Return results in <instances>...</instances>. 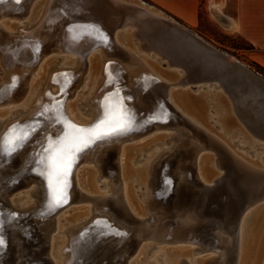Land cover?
<instances>
[{
	"label": "bare ground",
	"instance_id": "bare-ground-1",
	"mask_svg": "<svg viewBox=\"0 0 264 264\" xmlns=\"http://www.w3.org/2000/svg\"><path fill=\"white\" fill-rule=\"evenodd\" d=\"M221 6L210 7L216 20ZM161 14L123 0H0V19L6 20H0V212L5 232L0 264H31L30 260L36 264L39 258L46 264H129L127 260L145 239L154 243L196 242L199 246L193 253H216L194 264H261L264 203L246 217L244 213L264 200V161L256 164L244 158L205 121L209 116L207 103L219 97L216 103L225 109L222 113L218 109L221 114L216 112V117L224 137L229 140L240 135L234 130L235 118L247 131L246 137L252 131L264 136V80L225 53L258 81L248 80L239 88L221 86L214 98L192 97L186 88L196 91L200 83L217 84L218 80L201 74L199 61L172 30L145 22L149 17L169 19ZM24 19L31 22L30 34H23ZM50 54L59 57L51 56L52 61L44 62ZM118 82L124 87L121 91ZM81 85L87 88L88 116H83L80 104L73 103L79 99L75 91ZM52 87L56 88L53 92ZM176 87L184 90H172ZM208 88L204 90L212 93ZM119 95L124 99L120 101ZM154 96L156 101L152 102ZM141 100L144 103L137 104ZM14 103L18 105L11 107ZM145 110L150 122L138 121L135 115ZM168 112L177 116H168ZM115 124L124 125V129L74 153L71 181L77 190L75 201L88 203L90 207L80 213L89 215L62 229L55 248L52 234L59 228L58 218L65 206L55 207L56 181L50 189L49 182L41 178L50 163L41 157L40 143L68 133L74 138L79 135L76 129L99 125L104 130ZM162 130L172 131L163 134L167 147L156 149L137 169L123 168L127 180L137 181L145 191L144 205L137 207L131 187L120 179L122 167L116 160L119 144ZM23 133L29 134L28 139L9 153L14 137ZM125 134L131 137L113 140ZM205 150L212 155H202ZM119 154L124 156L123 149ZM200 157L201 163L207 159L203 167ZM81 163H93L98 177L105 174L111 179L110 184L99 185H110L106 193L96 192L91 170L80 188L76 168ZM34 167L40 176H23ZM163 171H168L164 180ZM14 179L21 185L10 187ZM64 186L68 184L59 188L66 193ZM168 188L173 190L167 197L164 190ZM13 194L21 198L20 206L8 200ZM30 227L42 244L34 256L28 253L25 238ZM174 259V255L169 257L168 264H192L187 259Z\"/></svg>",
	"mask_w": 264,
	"mask_h": 264
},
{
	"label": "rangeland",
	"instance_id": "rangeland-1",
	"mask_svg": "<svg viewBox=\"0 0 264 264\" xmlns=\"http://www.w3.org/2000/svg\"><path fill=\"white\" fill-rule=\"evenodd\" d=\"M123 1H127V2H131L133 1L134 3L140 5L143 9L145 8L146 10L150 11L153 14H160L163 13L161 15H164V17L169 16L168 14L162 12L161 10L157 9L156 7L152 6L150 3H148L145 0H123ZM144 2L147 4V6H143L141 4V2ZM214 4V3H213ZM210 5L212 4H208V16H205L203 12L199 13V17L201 19V23L199 25L200 28H188L187 26H185L182 22H180L179 20L171 17L172 19H174L179 25L187 28L189 31H191L192 33L198 35L200 38H202L204 41H206L207 43H209L210 45H212L213 47H215L216 49H219L220 51L226 53L227 55H229L231 58L239 61L240 63L244 64L245 66L248 67V69L251 70L252 73H254L255 75L261 77V79L264 80V70H262L260 67L256 66L255 64L249 62L246 57H245V53L246 51L249 50V46L247 45V43H245L242 39H240L237 36L231 35L228 32H226L225 29L221 28L219 25L216 24V21L214 19H212L211 15V9H210ZM166 15V16H165ZM168 18V17H166ZM3 21H6L5 19H0ZM23 23V24H22ZM21 25H24L23 27H25V31L23 34H30L31 33V27L30 24L31 22H29L27 19H24L22 21ZM125 30H131V29H125ZM51 56H54L55 58H58L59 55L57 54H50L48 55L45 60H43L44 62H50L52 61V59H50ZM53 57V58H54ZM56 62V67L59 68L60 66V62L55 59ZM36 68H34L35 70ZM83 71V69H82ZM0 75H1V71H0ZM83 78L86 77V74L83 71ZM1 77V76H0ZM86 80V79H85ZM119 82L117 84V86H119ZM76 85V84H75ZM122 85V84H121ZM190 85H188L189 87ZM115 86L112 87V89H114ZM124 88L123 86H119L118 87V91H121V89ZM55 87H52L50 90L51 92L55 91ZM184 90L181 89L180 87H176L175 89L172 90ZM74 91L75 87L72 88L70 91ZM208 90H212V87L208 88ZM69 91V92H70ZM84 91H87V88L82 87V85L75 91V93L77 92V102H73L72 100H67L68 102H73L75 104V106L78 104L80 108H82L83 110H85V115L83 116H88L91 112V110L87 107V103L85 100L86 97V93H84ZM186 91L189 93V95H191L192 97H211L214 98V94L217 91H221V89H214L212 90L213 95H211L212 93H209L207 90H204V88L198 89L196 91L193 90H188V88H186ZM203 92V93H202ZM205 92V93H204ZM207 93V94H206ZM86 94V95H85ZM201 94V96H200ZM205 94V95H204ZM129 96H132L131 93L129 94ZM120 101L123 100L124 98H122V95L120 96ZM221 97H225V101L227 100V97L225 95L222 94ZM219 97H215L213 100L216 103V100ZM75 100V99H74ZM206 100V99H205ZM212 100V103L209 104L207 103L209 106L208 107V118L206 119L205 123L207 122V126L209 128H211L213 131H216L217 134H220V136H223L222 138L224 140H226L228 142V144L232 147L233 150H235L236 152H238L239 154H241L244 158H246L247 160H249L250 162L252 161L253 163L257 161L260 164V162L264 161V142L261 140H258L256 138H253L249 133H247V137L245 136L247 132L245 129H242V126L239 124V122L236 120V126L234 125V130H238L240 132L239 136L236 137H232L231 139L228 140V138L224 137V135L221 134V130L218 127V123L220 121V118L216 117V112H218L219 114H221L223 112V110L225 109L224 107L218 105V102L215 104ZM142 104L144 103V101H138L137 104ZM208 102V101H207ZM133 103H135L134 101H130V105L134 106ZM214 104V105H213ZM18 103H14L12 105H10L11 107L17 106ZM218 105V106H216ZM9 106V107H10ZM212 106V107H211ZM1 107V105H0ZM216 107V108H214ZM221 113H220V111ZM214 110V111H213ZM15 113V111L13 112ZM15 115V114H14ZM136 119L138 121L142 120L145 122H150V117H149V113L145 110L142 113H138L135 115ZM216 117V118H215ZM212 118H214L212 120ZM219 120V121H218ZM218 122V123H217ZM138 124V123H137ZM148 125V124H147ZM169 126V125H168ZM180 128L181 126L178 125ZM138 128V125H136L131 132H134L136 129ZM240 128V129H239ZM242 130V131H241ZM245 130V131H244ZM169 133H172V131H168ZM165 130L162 131H157V132H150L148 134L139 136V137H135L132 140L129 141H124L123 143L119 144V147L121 149H123V154L124 156H120L119 152H120V148H119V152H117L116 155V160L118 161L119 165H120V169L122 167V169L120 170V179L123 183V181L127 184V186L131 187V190L133 192V197L135 199L136 205L137 207L143 206L144 205V201H145V191L142 190V186L137 184V181H128V177L124 175V171L123 168L126 166H131V168L137 169V167H139L140 165H143L144 162H146L149 157L151 155H153V153L155 152L156 149H161V148H165L167 147L169 144L165 143V137H163V134L168 133ZM77 134V133H75ZM225 134V133H224ZM45 136H48L45 134ZM71 133L68 134H63V136H59V138L57 140H53L51 138L47 139L46 141H41L40 143V152L42 153L43 158H48L49 159V163H50V155H54V153H52V149L56 148L57 146L63 144V145H67L69 147V149H71V142L73 140V137L71 138ZM131 137V134H125L123 136H119L116 138H113V140H123L125 138ZM252 139H251V138ZM252 140L249 141V143H247L246 139ZM112 140V141H113ZM254 140V141H253ZM233 141H236V144L233 143ZM38 142V140L34 141V143ZM164 142V143H163ZM135 150H132L134 149ZM259 148V149H258ZM46 149H49L48 151ZM77 151H72L71 152V156H74V153ZM202 155L204 154L205 156H211L212 153L210 151H202L201 153ZM193 158V157H192ZM75 159V156H74ZM213 159V157L211 158ZM212 161V160H211ZM75 162V160H74ZM207 162V159H205V161H203L201 163V157H200V161H199V165L201 167L205 166ZM72 164V163H71ZM50 165V164H49ZM198 168V167H197ZM78 171L77 173V181L79 183L80 188H84L85 186V182L86 180H88L89 175H88V171L91 170V172L94 173V185L96 186V192L99 194H103L106 193L108 188L110 187V185H105L103 187L99 188L100 183H105V184H110V178L107 177L105 174V176H99V170L93 165V163H81L77 168ZM75 170V165L73 166L72 169H70V179L72 178V174ZM49 172H50V167H47L45 172L41 175V178L43 179V181H47L49 182ZM124 172V173H123ZM215 172V171H214ZM108 173V172H107ZM220 174L221 172H217V174ZM109 174V173H108ZM163 180L167 179L166 176L168 175V171H163ZM111 176H115V173H112ZM112 178V177H111ZM65 179V178H64ZM66 180V179H65ZM56 181V179H52V182ZM82 183V184H81ZM76 188L73 185V188L70 190L69 196L72 197L70 199V201L67 203V205H65V212H64V208H63V215H59L57 214V216L59 217L58 220L60 221V223H58V230L56 231V233H53V246L56 248V246L58 247L59 245V241L60 238H62L61 232L62 229H64L65 227L69 226V225H73L76 222H78V220H82L84 218H87L86 216L89 215H82L80 212L82 211L81 209L83 208H87L90 207V205L88 203H82V202H78V200L75 201L76 199V195H77V190H75ZM170 189V188H168ZM173 190V189H172ZM172 190L170 189V192L166 194V196L168 197L169 194L172 192ZM25 190H22L20 192V195L22 196V198H24V192ZM167 192V189L164 190V193ZM18 194H13L11 196L8 197V200H12L14 205L20 206V201L21 198H18ZM120 196V195H119ZM172 197L169 199L171 200ZM264 203L263 201H258L255 205H253V207L247 209L245 211V217L247 216V214H249V212L256 208L259 205H262ZM60 212V213H62ZM80 213V214H79ZM91 213V212H90ZM79 214V216L76 218L74 217L75 215ZM106 214V213H105ZM51 235V234H50ZM49 235V237H50ZM64 236V235H63ZM142 247H137L135 252L133 253V255H131V257H129V259L127 260V263L129 264H168L169 263V257L171 256H175V261L179 260V259H187L188 261H190L192 264H194L195 262H197V260H201L202 262L207 259L210 256H213L214 251H202L200 253H193V250L197 249L199 244L198 243H191V242H163V243H154L153 240L151 239H145L144 241H142L141 243ZM35 247H30V249H34ZM138 250H140V252L138 253ZM179 250V251H177ZM180 252V253H178ZM159 256V257H158ZM165 259L167 260L165 262ZM31 264H33V260H30ZM201 262V263H202ZM234 264H237V262H235ZM261 264H264V258L262 259Z\"/></svg>",
	"mask_w": 264,
	"mask_h": 264
},
{
	"label": "water",
	"instance_id": "water-1",
	"mask_svg": "<svg viewBox=\"0 0 264 264\" xmlns=\"http://www.w3.org/2000/svg\"><path fill=\"white\" fill-rule=\"evenodd\" d=\"M164 16V15H163ZM166 16V15H165ZM169 19H157L155 17H149L150 19L145 20L147 23H156L160 27L168 30H172L174 34L181 40V42L187 47V49L190 51L192 55H195L197 60L199 61L198 65L199 68H201L203 71L201 74L206 76H214L217 78L218 83L217 84H211V83H200L197 87L199 89L201 88H207L213 86V89L215 88H221L223 87H237L239 88L240 85L245 86L248 83V80H255L258 81V78H256L249 70H247L245 67H243L241 64H239L237 61L230 60V58L223 53L222 51H219L218 49L214 48L213 46L209 45L208 43L201 40L199 37L193 35L191 32L185 30L184 28L178 26L176 21L172 19L169 16H166ZM101 17H97L96 20H100ZM171 28V29H170ZM102 31V29H100ZM219 78V79H218ZM246 83V84H245ZM242 86V87H243ZM152 102L156 101L155 96L151 99ZM168 116H177L175 113L168 112ZM251 136L258 140H263L264 136L262 134H259L258 132H251ZM29 137L28 133H23L21 135H17L13 139V143L11 144V150L9 153L13 152L15 149L18 148V146L25 142ZM200 137L206 139V137L203 135V133H200ZM264 142V140H263ZM47 151L49 149H46ZM75 155V154H74ZM71 167L73 168L75 165L74 162V156H72L71 159ZM23 176H40L36 173V169L30 168L26 172H24ZM63 184H68V186H64V191L66 190V193H63V198L58 204H55V207L61 208L67 205V203L70 201L72 197L69 196L70 190L73 188L72 181L70 179V171L68 175L66 176V180ZM20 180L14 179L10 182V187L16 188L20 186ZM170 189H167L166 193H169ZM214 196V195H213ZM216 196V195H215ZM53 210L54 207H53ZM52 210V211H53ZM3 214L0 212V249L4 247L3 240L5 238V232L4 227L2 224L1 217ZM32 227L28 228V230L25 233L26 243L28 244V253L32 256H34L39 249H41V238L39 235L34 231V229H31ZM30 247H35L34 249H30ZM3 252V251H2ZM36 264H46L44 259L39 258V261L36 262Z\"/></svg>",
	"mask_w": 264,
	"mask_h": 264
},
{
	"label": "crops",
	"instance_id": "crops-1",
	"mask_svg": "<svg viewBox=\"0 0 264 264\" xmlns=\"http://www.w3.org/2000/svg\"><path fill=\"white\" fill-rule=\"evenodd\" d=\"M145 1L179 20L188 28H200L199 13L203 12L205 16H208L209 3L212 4L210 7L222 3L219 20L212 17L213 14L211 15L212 19L226 32L247 43L249 50L245 53L246 59L264 70V0ZM222 22H225V26L222 25Z\"/></svg>",
	"mask_w": 264,
	"mask_h": 264
},
{
	"label": "snow or ice",
	"instance_id": "snow-or-ice-1",
	"mask_svg": "<svg viewBox=\"0 0 264 264\" xmlns=\"http://www.w3.org/2000/svg\"><path fill=\"white\" fill-rule=\"evenodd\" d=\"M18 2V0H17ZM124 129V125L115 124L110 125L107 129L101 130L100 126L97 125L92 129H76L79 135L75 136L71 142V149L67 145H59L52 149L54 155H50V172H49V187L52 189V177L55 176L57 188L55 189V194L53 200L55 203H59L63 198V193L59 188V185L65 182L64 178L68 175L71 167V152L72 151H82L83 149L89 147L97 139L104 136H108ZM2 243V241H0Z\"/></svg>",
	"mask_w": 264,
	"mask_h": 264
}]
</instances>
